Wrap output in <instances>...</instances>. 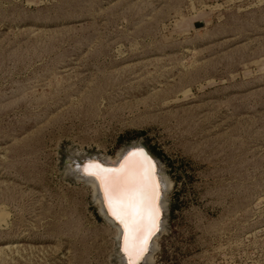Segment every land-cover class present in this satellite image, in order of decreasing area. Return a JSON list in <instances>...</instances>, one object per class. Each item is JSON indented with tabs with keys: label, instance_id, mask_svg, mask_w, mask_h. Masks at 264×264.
I'll list each match as a JSON object with an SVG mask.
<instances>
[{
	"label": "rangeland",
	"instance_id": "rangeland-1",
	"mask_svg": "<svg viewBox=\"0 0 264 264\" xmlns=\"http://www.w3.org/2000/svg\"><path fill=\"white\" fill-rule=\"evenodd\" d=\"M131 143L170 184L152 264H264V0H0V264H115L64 167Z\"/></svg>",
	"mask_w": 264,
	"mask_h": 264
},
{
	"label": "bare ground",
	"instance_id": "bare-ground-1",
	"mask_svg": "<svg viewBox=\"0 0 264 264\" xmlns=\"http://www.w3.org/2000/svg\"><path fill=\"white\" fill-rule=\"evenodd\" d=\"M134 147H140V145H134ZM126 154V153H125ZM136 153H132L129 155H122L114 162H108L105 158H98L101 165L109 166L106 170H120L124 169L127 175H135L137 177L143 176V182L139 183L138 186L145 189L144 195L142 197V202L144 205L145 211L142 216L136 218V222L133 224L131 218H129V224L136 228L142 229L144 224L148 222L149 216L147 209L154 204L155 208L158 210V215L156 216V230L150 236L148 243H150L148 253L143 257L142 262L140 264H152V256L156 250V239L159 237L160 233L164 230V211H165V194L169 189V182L165 178L163 171L161 170L159 164L154 161V158L151 157L152 160H147L143 156L134 155ZM149 164L152 167L154 172L153 176L148 177L147 170ZM66 173L73 175L77 178V181H82L90 185L93 191V195L95 201L100 205V213L105 219L106 222L109 223L111 227H113L116 231V240H117V250L115 253V264H128V257L123 251L124 247V238H125V226L120 223L116 224L117 220L110 210L108 206V201L105 196V187L95 176L86 175L83 171V168L80 170H72L71 167H66ZM82 175V176H81ZM156 191L154 193V190ZM157 231H159L157 233ZM118 242L121 243L120 248H118ZM139 264V263H138Z\"/></svg>",
	"mask_w": 264,
	"mask_h": 264
},
{
	"label": "snow or ice",
	"instance_id": "snow-or-ice-1",
	"mask_svg": "<svg viewBox=\"0 0 264 264\" xmlns=\"http://www.w3.org/2000/svg\"><path fill=\"white\" fill-rule=\"evenodd\" d=\"M83 171L86 175L95 176L104 185L106 200L113 216L125 226L123 251L128 257V264H137L147 250L150 236L156 230L155 220L158 215V210L153 204L147 209L149 219L142 229H136L129 224V218L134 224L136 218L142 216L145 211L142 202L145 189L138 186L144 177L127 175L124 169L106 170L95 163L85 165ZM151 172L152 167L149 164L148 177L151 176Z\"/></svg>",
	"mask_w": 264,
	"mask_h": 264
},
{
	"label": "water",
	"instance_id": "water-1",
	"mask_svg": "<svg viewBox=\"0 0 264 264\" xmlns=\"http://www.w3.org/2000/svg\"><path fill=\"white\" fill-rule=\"evenodd\" d=\"M134 145H137V143H131V144H129V145H127L126 147H124V149L122 150V152L120 153V155L118 156V158L119 157H121L122 155H129V154H132V153H142L143 155V157L145 158V159H147L148 161L149 160H152L151 159V157L152 158H154L150 153H149V151L145 148V147H143V146H141L140 144H138V145H140V147H134ZM126 153V154H125ZM69 158H68V161L65 163V167H64V169L66 170V167L67 166H69V167H71V169L72 170H80V169H82L85 165H87V164H89V163H95V164H98V165H100L101 166V168H103V169H107V168H109V166H106V165H101L100 164V161L98 160V158H102V157H99V156H97V155H87V156H81V155H75L74 153H70L69 152V156H68ZM98 157V158H97ZM117 158V159H118ZM116 159V160H117ZM154 161H155V163L157 164V166H158V164H159V162L154 158ZM160 166V165H159ZM153 174H154V172H153V170H152V172H151V177L153 176ZM65 176L67 177V178H70L71 180H77V178L76 177H74L73 175H70V174H67V173H65ZM82 176V175H81ZM156 191L154 190V193H155ZM103 217V216H102ZM119 222L120 221H117V222H115L116 224H119ZM159 231H157V233H158ZM120 245H121V243L120 242H118V248H120ZM149 247H150V243L149 244H147V250L145 251V253L143 254V256L141 257V259L139 260V261H137V264L139 263H141L142 262V259H143V257L148 253V251H149ZM116 250H117V240H116ZM114 260H116L115 259V257H114Z\"/></svg>",
	"mask_w": 264,
	"mask_h": 264
}]
</instances>
